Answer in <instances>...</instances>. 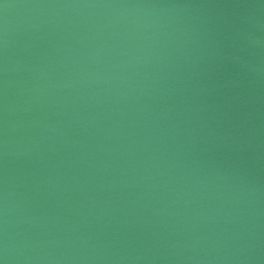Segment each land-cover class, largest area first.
Returning a JSON list of instances; mask_svg holds the SVG:
<instances>
[{
  "label": "water",
  "instance_id": "water-1",
  "mask_svg": "<svg viewBox=\"0 0 264 264\" xmlns=\"http://www.w3.org/2000/svg\"><path fill=\"white\" fill-rule=\"evenodd\" d=\"M0 264H264V0H0Z\"/></svg>",
  "mask_w": 264,
  "mask_h": 264
}]
</instances>
